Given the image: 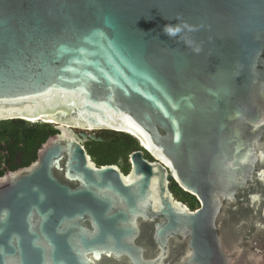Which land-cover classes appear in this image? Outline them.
Returning <instances> with one entry per match:
<instances>
[{
	"label": "water",
	"instance_id": "obj_1",
	"mask_svg": "<svg viewBox=\"0 0 264 264\" xmlns=\"http://www.w3.org/2000/svg\"><path fill=\"white\" fill-rule=\"evenodd\" d=\"M5 120L57 133L0 176V264H264V0H0Z\"/></svg>",
	"mask_w": 264,
	"mask_h": 264
},
{
	"label": "trees",
	"instance_id": "obj_2",
	"mask_svg": "<svg viewBox=\"0 0 264 264\" xmlns=\"http://www.w3.org/2000/svg\"><path fill=\"white\" fill-rule=\"evenodd\" d=\"M95 132V140L89 138L84 148L96 166L115 165L122 173L129 171L128 155L139 146L134 138L110 130ZM57 133L51 124H35L22 120L0 121V176L5 166L10 171L28 166L36 157V152L45 140ZM101 139V140H98ZM144 158L152 161L144 152ZM169 188L175 200L184 203L189 209H196L199 204L194 196L181 190L169 177Z\"/></svg>",
	"mask_w": 264,
	"mask_h": 264
},
{
	"label": "rangeland",
	"instance_id": "obj_3",
	"mask_svg": "<svg viewBox=\"0 0 264 264\" xmlns=\"http://www.w3.org/2000/svg\"><path fill=\"white\" fill-rule=\"evenodd\" d=\"M74 132H75V133H78L79 131H78V130H76V129H74ZM87 134H88V135H89V134H90V135H94V134H95V132H92V131H87ZM84 143H85V142H84V141H82V145H84Z\"/></svg>",
	"mask_w": 264,
	"mask_h": 264
},
{
	"label": "clouds",
	"instance_id": "obj_4",
	"mask_svg": "<svg viewBox=\"0 0 264 264\" xmlns=\"http://www.w3.org/2000/svg\"><path fill=\"white\" fill-rule=\"evenodd\" d=\"M167 31L169 32V34H174V33L171 32V29H167ZM177 31H179V29H177ZM26 122H27V121H26ZM29 123H32V122H29ZM43 124H45V123H43ZM89 135H90V134H89ZM84 142H85V141H84ZM83 147H84V145H83ZM84 149H85V148H84ZM183 204H184V203H183ZM198 204H199V203H198ZM185 206H186V205H185ZM198 207H199V206H198ZM198 207H197V208H198ZM197 208H196V209H197ZM190 210H191V209H190ZM194 210H195V209H194Z\"/></svg>",
	"mask_w": 264,
	"mask_h": 264
},
{
	"label": "bare ground",
	"instance_id": "obj_5",
	"mask_svg": "<svg viewBox=\"0 0 264 264\" xmlns=\"http://www.w3.org/2000/svg\"><path fill=\"white\" fill-rule=\"evenodd\" d=\"M46 120V119H45ZM46 121H50V120H46ZM51 122H53V121H51ZM66 126H68V125H66ZM88 129V128H87Z\"/></svg>",
	"mask_w": 264,
	"mask_h": 264
},
{
	"label": "flooded vegetation",
	"instance_id": "obj_6",
	"mask_svg": "<svg viewBox=\"0 0 264 264\" xmlns=\"http://www.w3.org/2000/svg\"><path fill=\"white\" fill-rule=\"evenodd\" d=\"M8 168V167H7ZM5 171V170H4ZM177 201V200H176Z\"/></svg>",
	"mask_w": 264,
	"mask_h": 264
}]
</instances>
